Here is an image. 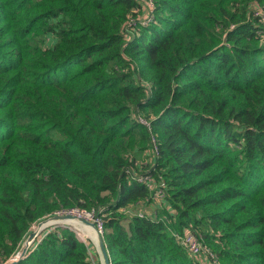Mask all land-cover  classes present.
I'll return each instance as SVG.
<instances>
[{"label":"trees","instance_id":"trees-1","mask_svg":"<svg viewBox=\"0 0 264 264\" xmlns=\"http://www.w3.org/2000/svg\"><path fill=\"white\" fill-rule=\"evenodd\" d=\"M73 210L110 264H264V0H0V264ZM90 252L47 227L16 264Z\"/></svg>","mask_w":264,"mask_h":264},{"label":"built area","instance_id":"built-area-1","mask_svg":"<svg viewBox=\"0 0 264 264\" xmlns=\"http://www.w3.org/2000/svg\"><path fill=\"white\" fill-rule=\"evenodd\" d=\"M137 178L138 181L143 182L144 180H147L148 176H137ZM162 195H163L162 192L158 190L157 196L161 198ZM55 213L71 214L76 218L78 217L83 218L86 221L92 222L94 224L97 233L101 235L103 233L102 220L93 211L73 210V211H58ZM175 238L184 247V249L188 252L190 256H194L195 258H198L202 262H204L203 260H207L206 257L213 256L211 250L205 244L202 243L201 239L198 238L196 234H194L191 231L186 230L183 234H177ZM92 264H100V259L98 258V262L95 261L92 262Z\"/></svg>","mask_w":264,"mask_h":264},{"label":"water","instance_id":"water-1","mask_svg":"<svg viewBox=\"0 0 264 264\" xmlns=\"http://www.w3.org/2000/svg\"><path fill=\"white\" fill-rule=\"evenodd\" d=\"M67 218H75V217L71 214H55V215L49 216L47 219H42L39 222H37L36 227L27 234L20 248L16 251V253L9 259V261L6 264H16L18 260H20L21 258L25 256L28 249L34 244L37 236L40 235V231L43 230V225L46 222L48 221L54 222L55 220L67 219ZM77 220L82 224L90 226L95 231L96 233V243L95 244H96L97 251L100 257V264H110L109 256L105 250L102 237L99 233H97L94 224L92 222H88L85 219L79 218V217L77 218ZM56 224H57L56 226L67 227L65 224H58V223Z\"/></svg>","mask_w":264,"mask_h":264},{"label":"rangeland","instance_id":"rangeland-1","mask_svg":"<svg viewBox=\"0 0 264 264\" xmlns=\"http://www.w3.org/2000/svg\"><path fill=\"white\" fill-rule=\"evenodd\" d=\"M148 209H151L149 206L146 208V210L148 211ZM55 214H57V213H53L52 215H55ZM51 216V215H50ZM49 217V216H48ZM48 217H45V218H43V219H47ZM42 220V219H41ZM73 220H76V219H73ZM68 223V224H67ZM37 224V223H36ZM36 224H34V225H32V229L31 230H33L35 227H36ZM62 224H65L68 228H70V229H72L75 233H76V235H77V237H79L80 238V241H83V242H85V243H87L88 245H90V248L95 252V254H96V256L100 259V257H99V254H98V251H97V247H96V233H95V231L91 228H89V226H86V225H83V224H80L81 225V227H77L78 229H79V231L78 230H75L72 226H74L73 224H71L70 222H68V221H63V223ZM57 224H49V225H47L46 227H44V229H46L47 227H57L56 226ZM44 229L43 230H41L40 232L42 233V231H44ZM96 229V228H95ZM93 232H94V237H93ZM101 235V234H100ZM38 237V236H37ZM36 240H37V238H36ZM90 260H91V262H95L96 260H94V257H92V256H90ZM206 264V263H205Z\"/></svg>","mask_w":264,"mask_h":264},{"label":"bare ground","instance_id":"bare-ground-1","mask_svg":"<svg viewBox=\"0 0 264 264\" xmlns=\"http://www.w3.org/2000/svg\"><path fill=\"white\" fill-rule=\"evenodd\" d=\"M73 219H76V220H73ZM63 221H68V222H70L71 224H73L74 226H72L75 230H78L79 231V229L77 228V227H81V225L80 224H82V223H80L78 220H77V218L75 217V218H67V219H59V220H55L54 222H52V221H48V222H46L44 225H43V229H44V227H46L47 225H49V224H56V223H58V224H62L63 223ZM68 224V223H67ZM83 225H85V224H83ZM86 226H88V225H86ZM89 228H90V226H89ZM91 229V228H90ZM93 237H94V232H93ZM96 241V240H95Z\"/></svg>","mask_w":264,"mask_h":264},{"label":"crops","instance_id":"crops-1","mask_svg":"<svg viewBox=\"0 0 264 264\" xmlns=\"http://www.w3.org/2000/svg\"><path fill=\"white\" fill-rule=\"evenodd\" d=\"M90 256L94 257V260H96V262H98V257L96 256L95 252L92 249H91Z\"/></svg>","mask_w":264,"mask_h":264}]
</instances>
